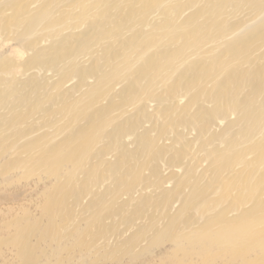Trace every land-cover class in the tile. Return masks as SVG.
<instances>
[{
	"label": "bare ground",
	"instance_id": "obj_1",
	"mask_svg": "<svg viewBox=\"0 0 264 264\" xmlns=\"http://www.w3.org/2000/svg\"><path fill=\"white\" fill-rule=\"evenodd\" d=\"M14 179L20 264H264V0H0Z\"/></svg>",
	"mask_w": 264,
	"mask_h": 264
},
{
	"label": "rangeland",
	"instance_id": "obj_2",
	"mask_svg": "<svg viewBox=\"0 0 264 264\" xmlns=\"http://www.w3.org/2000/svg\"><path fill=\"white\" fill-rule=\"evenodd\" d=\"M18 180H20V181H18ZM22 180L23 179H16V180L14 179L13 180L14 184H13V182H11L10 185L9 184L7 185V183H6L7 186L5 185V183L1 184V185L4 184L5 186L3 185L0 187V239L4 236H7V234H9V231H7V229H5V227H4V222L8 218L12 217L13 215L15 216L14 211H7V209L12 207L17 212L21 211L22 209H25L31 213H34V214L36 213V216L39 213V211L34 208L35 204H33V202H32L34 199L37 200L36 195H34V192H32L30 186H29L30 189L27 188L28 186L26 185V183H24L26 181L25 180L22 181ZM15 182H16V184H15ZM4 189H5V191H4ZM8 190H9V192H8ZM28 192H29V195H28ZM30 193H32V199L33 200L30 199L31 197L30 198L28 197V196H31ZM28 200H29V202H28ZM6 216H7V218H6ZM48 244H50V246H56V243H54L52 241H49L47 243H42L41 246L45 247V246H48ZM12 247L13 246L11 244H9L8 242H5V244H0V249H1L0 251L2 253V254L0 253V264H7V263L18 264L19 263L18 259L15 257V254L13 255V253L15 252V249H14V247L13 248ZM12 249L14 250V252ZM88 255H90V254H88ZM90 256H92V257H88L84 253L79 252L78 249H75V250H72L70 252L64 251L60 258H58L56 256H51V255H48L47 258L41 257L39 262L36 264H120V263L122 264V262H123V264H132L128 259H126L125 256H123L121 254L118 256L122 257L124 260L123 259L118 260L119 258L117 255H116L117 257L110 256L108 258H103V257L98 258V255H90ZM82 257H87V258L81 259ZM145 260L146 259H144L138 263L136 262L134 264H143V262ZM144 264H161V263H160L159 257H157L154 259V261L152 263H149L147 261V262H144Z\"/></svg>",
	"mask_w": 264,
	"mask_h": 264
}]
</instances>
